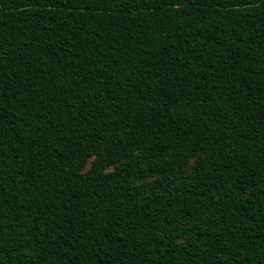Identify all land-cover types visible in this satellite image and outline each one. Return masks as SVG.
Returning <instances> with one entry per match:
<instances>
[{
	"label": "trees",
	"instance_id": "obj_1",
	"mask_svg": "<svg viewBox=\"0 0 264 264\" xmlns=\"http://www.w3.org/2000/svg\"><path fill=\"white\" fill-rule=\"evenodd\" d=\"M0 264H264V0H0Z\"/></svg>",
	"mask_w": 264,
	"mask_h": 264
},
{
	"label": "rangeland",
	"instance_id": "obj_2",
	"mask_svg": "<svg viewBox=\"0 0 264 264\" xmlns=\"http://www.w3.org/2000/svg\"><path fill=\"white\" fill-rule=\"evenodd\" d=\"M192 163L191 164H189V165H187L186 167L189 169V168H191L192 167Z\"/></svg>",
	"mask_w": 264,
	"mask_h": 264
}]
</instances>
